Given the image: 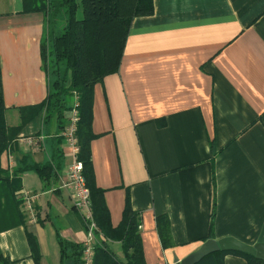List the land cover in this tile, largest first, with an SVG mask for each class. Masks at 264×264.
I'll use <instances>...</instances> for the list:
<instances>
[{
    "label": "crops",
    "instance_id": "1",
    "mask_svg": "<svg viewBox=\"0 0 264 264\" xmlns=\"http://www.w3.org/2000/svg\"><path fill=\"white\" fill-rule=\"evenodd\" d=\"M47 20L26 13L24 0H0L10 128L50 93L41 56ZM70 117L42 112L2 156L10 177L23 158L53 163L58 177L46 184L31 171L20 176L22 192L37 197L35 219L21 207L23 222L10 215L12 223H0V264H73L61 262L60 240H85V223L61 188L73 158L57 139ZM89 154L109 230L122 227L127 211L137 214L144 264H176L210 240L256 245L264 228V0H154V15L132 22L118 73L94 87ZM160 220L169 222L167 246ZM105 239L125 261L123 243ZM224 264L250 263L230 254Z\"/></svg>",
    "mask_w": 264,
    "mask_h": 264
},
{
    "label": "trees",
    "instance_id": "2",
    "mask_svg": "<svg viewBox=\"0 0 264 264\" xmlns=\"http://www.w3.org/2000/svg\"><path fill=\"white\" fill-rule=\"evenodd\" d=\"M24 2L26 13L42 12L48 19V34L41 47V56L44 72L48 79L52 73L55 81L53 84L50 83L47 100L37 107L23 110L21 126L10 128L6 123L0 73V223H12L10 215L23 222L22 214H19L22 207L20 176L23 173L34 172L46 184L56 181L58 177L53 163L44 166L28 165L25 158L22 160L21 168L10 177L2 170L3 154L13 145L22 129L42 112L54 111L58 115L71 113L77 100L78 161L84 168L83 175L90 191L94 218L105 237L123 243L126 255L125 261L119 260L106 249L105 243H102L95 250L93 264H144L137 214L127 211L122 227L109 230L111 227L107 223L99 192L92 182L89 143L94 87L102 83L106 77L118 73L132 22L137 18L153 16L154 0H24ZM60 17L64 20L62 27L58 25ZM64 129L65 127H62L61 131ZM57 140L61 141L63 138L58 137ZM159 228L164 244L169 245L168 220L165 222L160 220ZM3 229L5 228H0ZM27 236L33 256L36 262H39L41 251L37 238L29 232ZM211 238L213 228L210 229L209 239ZM59 245L62 263L69 260L73 264H83L82 244L60 240ZM230 254L245 258L250 264H264L254 257L235 253H217L200 264H224L225 257Z\"/></svg>",
    "mask_w": 264,
    "mask_h": 264
},
{
    "label": "built area",
    "instance_id": "3",
    "mask_svg": "<svg viewBox=\"0 0 264 264\" xmlns=\"http://www.w3.org/2000/svg\"><path fill=\"white\" fill-rule=\"evenodd\" d=\"M77 123V100H75L69 124L60 135L70 149L73 158V163L65 171L64 179H61V188L70 194L74 209L80 214L85 223L86 234L85 240L82 243L83 264H93L95 250L105 240L102 238L94 218L90 191L86 186L83 175V165L78 161L79 146L76 137ZM36 198L35 195L28 192H22L20 196L22 210L25 214L30 216L31 220L35 219L34 203Z\"/></svg>",
    "mask_w": 264,
    "mask_h": 264
},
{
    "label": "water",
    "instance_id": "4",
    "mask_svg": "<svg viewBox=\"0 0 264 264\" xmlns=\"http://www.w3.org/2000/svg\"><path fill=\"white\" fill-rule=\"evenodd\" d=\"M217 253H235L254 257L257 261L264 263V228L258 243L248 246L234 239H223L220 241H207L201 249L185 260L176 264H200L206 258Z\"/></svg>",
    "mask_w": 264,
    "mask_h": 264
},
{
    "label": "rangeland",
    "instance_id": "5",
    "mask_svg": "<svg viewBox=\"0 0 264 264\" xmlns=\"http://www.w3.org/2000/svg\"><path fill=\"white\" fill-rule=\"evenodd\" d=\"M79 17L81 18V13L79 14ZM63 23H64V20H63L62 17H60V19H59V21H58V25H59V27H62ZM62 72H64V69H63V68H62ZM49 80H50V83H52V84H53V82L55 81V77L52 76V73H50V78H49ZM70 103H71V102H70Z\"/></svg>",
    "mask_w": 264,
    "mask_h": 264
}]
</instances>
